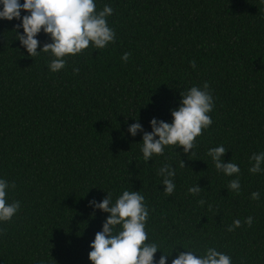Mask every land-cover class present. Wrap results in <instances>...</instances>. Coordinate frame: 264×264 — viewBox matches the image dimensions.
<instances>
[{
  "label": "trees",
  "instance_id": "16d2710c",
  "mask_svg": "<svg viewBox=\"0 0 264 264\" xmlns=\"http://www.w3.org/2000/svg\"><path fill=\"white\" fill-rule=\"evenodd\" d=\"M94 2L96 11L113 9L114 42L67 56L58 72L47 69L48 53L31 57L20 46V20L0 19V178L15 185L8 202H20L0 223V264H91L89 244L109 214L89 201L108 193L114 203L124 190L144 196L146 243L171 254L167 264L177 251L208 247L232 264H264V172L248 171L249 157L264 152V3ZM36 38L37 51L50 42L42 31ZM204 82L211 125L188 153L165 146L146 162L142 133L131 136L128 125L150 132L153 117L170 123L180 93ZM218 145L240 168L238 194L227 190L235 175L218 173L207 155ZM164 165L175 171L171 195L157 175ZM194 185L197 194L188 192ZM236 219L240 227L228 231Z\"/></svg>",
  "mask_w": 264,
  "mask_h": 264
},
{
  "label": "clouds",
  "instance_id": "9594fccd",
  "mask_svg": "<svg viewBox=\"0 0 264 264\" xmlns=\"http://www.w3.org/2000/svg\"><path fill=\"white\" fill-rule=\"evenodd\" d=\"M261 2L264 3V0ZM95 8L94 0H23V3L20 0H0V19L20 20L15 26L23 30L22 33L16 32V40L20 46L31 57L40 52L48 53L52 58L46 65L47 69L58 72L64 68L67 56L80 54L90 44L94 49H104L114 42L115 32L106 20L113 9L109 5H104L100 11ZM21 10L26 13L23 17ZM41 31L50 42L44 43L37 51L39 41L36 37ZM128 59L129 53L125 52L121 61L127 62ZM190 66L195 68V62H190ZM180 97L178 107L170 110V123L153 117L149 121L150 132L144 131L138 122L128 125L127 131L131 136L142 133L140 151L146 162L153 155H162L165 146L182 147L183 152L188 153L194 146L195 138L201 135L202 129L211 125L212 120L208 113L212 111L214 102L207 82L199 87L194 85L188 88L180 93ZM226 151L223 145H218L209 148L207 155L218 173L225 176L235 175L236 178L229 181L227 190L238 194L240 168L231 162V159L224 162ZM249 160L250 173L264 172V152L253 153ZM181 166H185L182 161ZM157 175L163 177V192L171 195L175 189L172 179L175 176L174 169L170 165H164ZM14 187V184L0 178V223L10 221L20 208L19 201L9 203L7 199L8 192ZM200 189V186L194 185L188 192L197 194ZM251 198L259 200L260 193H251ZM89 205L109 214L102 223L101 230L95 233L89 244L91 250L88 259L91 264H167L171 254L162 253L155 243H146L145 224L148 208L144 204V196L139 191L124 190L114 203L107 193L99 202L89 201ZM244 223L251 226L252 217H247ZM240 224L239 219L233 220L227 230L233 231L240 227ZM158 250L162 255L156 260L154 254ZM171 264H232V261L227 254L208 247L202 254L189 250L177 251L176 257L171 259Z\"/></svg>",
  "mask_w": 264,
  "mask_h": 264
}]
</instances>
